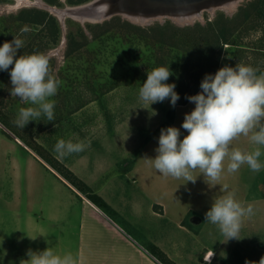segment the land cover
Instances as JSON below:
<instances>
[{"label": "rangeland", "instance_id": "1", "mask_svg": "<svg viewBox=\"0 0 264 264\" xmlns=\"http://www.w3.org/2000/svg\"><path fill=\"white\" fill-rule=\"evenodd\" d=\"M91 1L93 0H0V46L5 41H12L14 36L19 37L24 41V47L18 50V55L33 52L47 54L53 73L62 81L57 95L50 98L56 102L54 121L49 122L42 117L41 120L30 121L22 129L14 123L18 110L31 105L11 97L9 71H0V119L13 130L17 138L64 173L63 165L54 161V155H57L54 145L61 136L69 135L68 130L62 128L69 127L67 121L75 117V112H152V119L157 123L141 133L142 141H149L155 134L150 133L152 129L162 124L167 117H173L175 112H191L194 109V103H176L172 107L169 99L151 106L142 102L139 99V88L146 81L148 71L168 66L173 75L167 83H174L175 91L186 95L212 68L211 59L217 53L224 60L228 59L230 66L239 62L258 71L264 70V16L260 14L264 9V0H239L236 7L232 8L226 5L214 6L213 9L203 8L201 15H194L191 22L185 23L167 15L162 18L153 17L142 23L120 10L99 22L82 21L67 14L62 17L56 11L85 6ZM242 8L247 11L241 15L239 13ZM82 9L85 15L93 16L99 8L91 5ZM248 13H251L250 18L246 17ZM198 24L200 27L194 28ZM220 26L227 33L239 26L231 38L235 44H225L220 49L213 31ZM24 27L29 31L22 33L21 29ZM188 27L191 29H187ZM162 112H165L164 115ZM151 142L155 145L148 147L147 158L156 156L158 142ZM17 149L18 155L25 158L26 150L20 146ZM259 159L263 161V158ZM141 164L144 169L150 165L144 158H141ZM226 168L227 164L221 175L222 179L209 184L207 178L197 171L193 173L194 178L199 175L195 183L173 178V186L178 190L174 191L170 186L168 195L162 191L166 187L163 180L165 176L153 172L147 177L148 189L151 193L156 190L158 195H166L172 209H175L172 210L173 213L176 214V209L189 205L197 209L199 214L190 211L185 223L197 226L200 220L192 219V223L189 217L191 214L203 218L202 223L197 226L201 228L199 236L186 239L185 251L180 250L178 253L175 250V255L180 256L179 261L183 264H206L203 257L211 252L209 248L215 249L211 264H259L264 257V168L259 172H252L247 165H243L235 173H228ZM224 185L228 186V191L235 193V198L244 206L251 204L253 207V215L243 219L239 240L227 242L218 227L204 219L214 198L225 194ZM211 186L218 188L215 195L208 194L209 191L206 190ZM155 209L160 210L156 205ZM119 221L126 226L125 222ZM150 222L156 227L153 230L147 226L148 231L158 237L161 246L167 247V240L178 243L183 241L181 230L177 231L174 227L173 232H166L167 221L150 218ZM129 231L132 232L131 229ZM151 248L155 249L153 246ZM158 255L164 258L161 253ZM194 255L198 259H194Z\"/></svg>", "mask_w": 264, "mask_h": 264}, {"label": "crops", "instance_id": "2", "mask_svg": "<svg viewBox=\"0 0 264 264\" xmlns=\"http://www.w3.org/2000/svg\"><path fill=\"white\" fill-rule=\"evenodd\" d=\"M186 113L190 112L167 117L159 128L152 129V139L142 141L141 133L157 123L152 112H75L67 121L69 127L62 128L69 135L61 139L84 140L90 146L64 158L53 154L65 173L23 143L0 119V264H26L29 250L39 252L48 247L61 256L71 253L77 264H163L151 246L183 264L175 254L185 251L186 239L199 236L201 228L197 226L203 218L191 214L192 223V219L200 220L192 227L184 220L190 211L199 214L197 209L189 205L176 209L175 214L166 195H158L156 190L151 193L147 181L157 171L151 164L144 169L141 158L155 145L151 141L158 142L162 128L183 130V139L187 132L181 125ZM15 141L26 150L25 158L18 155ZM231 147L244 152L261 147L264 163V146L255 145L249 137H239ZM163 180L166 187L162 191L167 195L170 186L178 190L172 177ZM206 190L215 195L218 188ZM90 194L100 196L108 207L97 205ZM150 218L167 221L166 232H173L174 227L181 230L183 241L166 239L168 246H161L158 237L148 231L147 226L156 227L149 223Z\"/></svg>", "mask_w": 264, "mask_h": 264}, {"label": "clouds", "instance_id": "3", "mask_svg": "<svg viewBox=\"0 0 264 264\" xmlns=\"http://www.w3.org/2000/svg\"><path fill=\"white\" fill-rule=\"evenodd\" d=\"M27 31V27L21 29L22 33ZM23 47L24 41L17 36L0 46V71H9L11 97L31 105L18 110L14 123L22 129L30 121L42 117L54 121L56 102L50 98L57 95L62 83L53 73L47 54L18 55V50ZM172 75L168 66L148 71L146 81L139 88V99L150 106L169 99L171 106L175 107L180 96L175 91L176 85L167 83ZM200 88L196 95L185 97L195 104L194 109L184 115L181 125L187 135L180 139L179 128H162L155 158L144 159L161 175L182 178L186 183H195L200 174L207 178L208 184L218 181L225 171V160L228 161V173L239 171L243 165L252 172H259L264 168L259 159L261 147L244 152L231 145L234 140L245 136L255 145L264 146V72L258 74V69L239 62L235 67L225 65L214 75L206 74ZM89 146L84 140L60 139L54 145V152L58 158H64L81 153ZM197 170L199 175L194 178L192 174ZM223 190L225 194L215 197L205 213V221L217 226L227 238L226 242L239 240L243 219L253 215V207L238 201L227 185ZM27 256L26 264H77L71 253L61 256L50 247L39 252L29 250ZM213 256V250L204 255L206 264H211ZM259 264H264V257Z\"/></svg>", "mask_w": 264, "mask_h": 264}, {"label": "water", "instance_id": "4", "mask_svg": "<svg viewBox=\"0 0 264 264\" xmlns=\"http://www.w3.org/2000/svg\"><path fill=\"white\" fill-rule=\"evenodd\" d=\"M115 5L111 6L109 10H106L100 14L96 20H92L91 16L85 15L83 13L82 7H90L91 5H95L99 8V6L103 3L110 2V0H93L89 4L85 6L79 7H67L63 11L66 15L76 14L81 18H85L84 21L91 20L93 22H99L106 19L110 16L114 11L120 10L126 12H138L144 13L145 15H152L155 17L159 16H167L169 15H184L182 20H179L181 23L191 22L190 18L191 13L201 11L203 8L213 9V6H224V4H228L230 1L234 0H112ZM95 10V9H94ZM96 14L101 13L98 9L95 10ZM94 14V15H96ZM79 17V18H80Z\"/></svg>", "mask_w": 264, "mask_h": 264}, {"label": "trees", "instance_id": "5", "mask_svg": "<svg viewBox=\"0 0 264 264\" xmlns=\"http://www.w3.org/2000/svg\"><path fill=\"white\" fill-rule=\"evenodd\" d=\"M71 2H77V0H70ZM254 5L256 4L255 2L253 3ZM246 11H247V9H244V8H242V10H241V13H239V14H244V12L246 13ZM252 11V10H251ZM238 14V15H239ZM260 14L262 15V17L264 16V9H262L261 10V12H260ZM249 15H251V13H248L247 15H246V17L247 18H250L249 17ZM224 22V21H223ZM105 23H107V22H105ZM105 23H104V25H105ZM103 25V26H104ZM198 27H200V24H198V25H195L194 26V28H198ZM223 26H220L218 29H214L213 31H214V33H215V35H216V39H217V42H218V45H219V47H220V49H222L224 46H225V44H228L229 46L230 45H233V44H235V42H232L231 41V38H232V36H233V33H234V31L236 32V31H238V28H239V26H237V28H235L231 33H227L226 31H225V29L224 28H222ZM187 29H191V27H188ZM217 32H219V34L217 33ZM221 54H218L217 53V55H215L214 56V59H211V61H212V68H210V70L206 73V74H215L216 72H217V70L218 69H220L221 67H223V66H225V65H227V66H230V64L228 63V59H225L224 60V58H221V56H220ZM232 59V61H233V58H231ZM210 64V63H209ZM231 67H235L234 65L233 66H231ZM262 71H264V70H260V71H258V74L260 73V72H262ZM205 74V75H206ZM205 75L202 77V79H201V81L203 80V78L205 77ZM201 81L199 82V84H197L195 87H193L194 89L193 90H191L190 91V93L189 94H186V95H180L179 94V96H180V99L177 101V104H186V103H188L189 101L185 98L186 96H192V95H195L201 88H200V83H201ZM40 148V147H39ZM59 163V162H58ZM60 164V163H59ZM89 197L97 204V205H99L100 207H102V208H104V209H106L107 207H108V205H107V203H105V201L100 197V196H98V195H96V194H90L89 195ZM155 249H153V251H154V253H155V255H158V253H161L159 250H158V248L157 247H154ZM163 256H164V258H162V257H160L159 255H158V258L161 260V262L163 263V264H176L175 262H173V261H171L165 254H163V253H161Z\"/></svg>", "mask_w": 264, "mask_h": 264}, {"label": "bare ground", "instance_id": "6", "mask_svg": "<svg viewBox=\"0 0 264 264\" xmlns=\"http://www.w3.org/2000/svg\"><path fill=\"white\" fill-rule=\"evenodd\" d=\"M239 2V0H234V1H230V2H228V4H224V5H226V6H228L229 8H232V6H235L237 3ZM113 5H115V3L112 1V0H110V2H107V3H103V4H101L100 6H99V11L101 12V13H99V14H96V15H93V16H91V19L92 20H96L99 16H101L100 14H102V12H104V11H106V10H109V8L111 7V6H113ZM217 6V5H216ZM214 7V6H213ZM212 7V8H213ZM236 7V6H235ZM56 11L58 12V13H61V16L63 17L65 14V12L63 11V10H57L56 9ZM123 14H125V15H127V16H129L130 18H132L133 20H135V21H139V22H142V23H144V22H148L150 19H152L153 17H155V16H152V15H145L144 13H138V12H126V10L125 11H121ZM200 11H198V12H194V13H191V15H190V18L192 19L193 17H194V15H201V12L199 13ZM66 14H68L67 12H66ZM60 15V14H59ZM167 15V14H166ZM165 15V16H166ZM71 16H75V17H80V16H78V15H76V14H71ZM169 16H171V17H173L174 19H176L177 21H179V20H182V18L184 17V15L182 16V15H169ZM163 17V15L162 16H159V18H162ZM80 20H82V21H84V19L85 18H79Z\"/></svg>", "mask_w": 264, "mask_h": 264}]
</instances>
